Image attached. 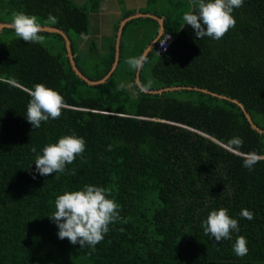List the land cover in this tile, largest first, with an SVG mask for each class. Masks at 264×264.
Returning <instances> with one entry per match:
<instances>
[{"label": "trees", "instance_id": "obj_1", "mask_svg": "<svg viewBox=\"0 0 264 264\" xmlns=\"http://www.w3.org/2000/svg\"><path fill=\"white\" fill-rule=\"evenodd\" d=\"M101 1L0 0V13L9 16L0 22L10 23L14 11H23L42 25L64 30L76 66L99 80L115 61L114 42L103 68L91 76L77 61L69 31L87 34L89 12ZM191 5L188 0L174 16L140 11L163 17V33L174 36L165 52L157 54L153 46L147 53L139 75L143 87L150 79L147 90L193 88L161 94L142 91L132 68L127 89L92 92L115 79L122 39L115 70L103 83L90 85L72 69L60 34L40 33L60 39L64 51L54 53L20 40L12 28L0 30V35H14L0 46V264H264V0H244L234 9L236 25L220 40H199L185 24L182 17ZM49 13L57 23L48 22ZM139 20L150 22L154 32L135 57L158 34L151 17L133 19L125 27ZM37 83L58 91L66 107L59 119L33 129L26 109ZM194 88L236 99L262 131L251 127L238 104ZM73 133L86 141L82 156L63 173L39 175L31 148L40 153L46 144ZM233 137L243 145L232 146ZM253 153L257 162L249 170L243 164ZM86 184L110 189V198L120 205V219L95 251L59 239L49 219L58 195ZM220 207L238 220L240 232L218 244L204 234L202 223ZM242 208L254 218L240 217ZM237 235L247 239L243 257L233 252Z\"/></svg>", "mask_w": 264, "mask_h": 264}, {"label": "clouds", "instance_id": "obj_2", "mask_svg": "<svg viewBox=\"0 0 264 264\" xmlns=\"http://www.w3.org/2000/svg\"><path fill=\"white\" fill-rule=\"evenodd\" d=\"M244 0H192L191 10L185 11L183 20L191 26L197 38L210 37L213 40L222 39L227 32L234 28L236 19L234 9L242 7ZM47 20L51 24L58 22L57 17L49 13ZM11 28L15 35L27 43L43 44L45 37L41 35L42 23L34 14L14 11L11 14ZM146 57H129L127 65L133 70H142ZM151 81L142 90H147ZM123 85L117 86V91ZM27 104L26 119L33 129L39 128L42 122L50 118L59 119L66 107L64 97L56 90L43 83L34 85L30 91ZM229 143L239 148L243 145L240 137H233ZM86 148L83 137L62 135L57 142L48 143L40 153L35 147L31 148L35 156V171L41 176L52 173H63L66 166L72 164L77 156H82ZM108 150H111L109 145ZM257 162L256 155L250 154L243 166L251 170ZM74 174V173H73ZM35 178V176L33 177ZM111 197V190L102 186L86 184L80 190L64 191L55 198V211L49 219L58 227V238L67 239L71 244H79L80 248L89 247L95 251L96 245L103 241L110 231V225L120 219V205ZM239 216L247 220L254 218V213L242 208ZM206 236L214 238L219 244L222 240H231L233 233H239V222L229 215L227 208L220 207L212 210L202 223ZM233 252L243 257L248 253L247 239L237 235L233 244Z\"/></svg>", "mask_w": 264, "mask_h": 264}, {"label": "rangeland", "instance_id": "obj_3", "mask_svg": "<svg viewBox=\"0 0 264 264\" xmlns=\"http://www.w3.org/2000/svg\"><path fill=\"white\" fill-rule=\"evenodd\" d=\"M74 1L77 4H83L86 0ZM187 1L188 0H102L97 10L89 13L90 23L87 34H76L69 31L74 49L78 55V63L85 72L91 76L95 75L103 68V59L109 54L110 45L114 42L115 26L117 23H120V18L123 17L126 11H148L162 16L163 14L165 15L171 12L174 16L178 10L183 8ZM135 13L137 14L139 12ZM8 17L9 16L0 13L1 19L6 20ZM157 17L155 19L159 28L161 23ZM93 19H96L97 22L94 23ZM152 32H154V27L150 22H146L145 20L129 23L127 27H125L123 33L121 62L115 79L100 88H96V90L92 92L106 94L116 89L118 85H123V87L127 89V86L131 85V81L129 82L127 78L131 68L127 65L126 60L129 57L136 56L139 49L145 45L146 39ZM161 34L162 33L158 34L156 38ZM13 36L14 35L9 33H2L0 35V46L7 40L13 38ZM44 37L45 41L43 45L50 48L52 52L57 53L59 51H64L61 50V41L58 37H52L50 35ZM66 54L69 62H71L68 50H66ZM145 73L149 75V69L146 68ZM134 81L136 82V77ZM130 89L133 90L132 88ZM130 93L135 96V92L130 91ZM178 97L184 98V95L179 94Z\"/></svg>", "mask_w": 264, "mask_h": 264}, {"label": "water", "instance_id": "obj_4", "mask_svg": "<svg viewBox=\"0 0 264 264\" xmlns=\"http://www.w3.org/2000/svg\"><path fill=\"white\" fill-rule=\"evenodd\" d=\"M140 17H151V18H156L157 16L153 15V14H143V13H138V14H133V15H130L129 17L125 18L121 24L119 25V29L117 31V43H116V51H115V61L113 63V66L110 70V72L105 75L102 79H99V80H91L89 79L87 76H85L80 70L79 68L76 66V63L74 61V58H73V53H72V49H71V42H70V38L68 37L67 33L62 30V29H59L57 27H54V26H50V25H42V31L41 32H51V33H58L60 34L63 38H64V41H65V48L66 50H68V53L70 55V63H71V66H72V69L75 71V73L82 79L84 80L85 82H87L88 84L90 85H98V84H101L103 83L110 75L111 73L115 70L117 64H118V59H119V53H120V40H121V35H122V32H123V29H124V26L127 22L133 20V19H136V18H140ZM157 19L160 21V26L158 28V34L160 33H163L165 31V27H164V24H163V21L164 19L163 18H160V17H157ZM11 28V23H4V22H0V30L3 29V28ZM157 34V35H158ZM160 37V35L157 37V38H154L147 46L146 48L142 51V54L141 55H144L146 57L147 53L151 50V48L155 45L157 39ZM67 55V54H66ZM116 64V65H115ZM140 70L139 71H136V83H137V86L142 90L144 87L143 85L141 84L140 82ZM182 89H193L192 87H182V86H169V87H165V88H160V89H153V90H142L146 93H163V92H166V91H174V90H182ZM195 90H198V91H201L203 93H207V94H210L214 97H218L220 99H227V100H230L236 104H238L240 106V108L242 109V111L244 112L247 120L249 121L250 125L252 128L256 129L257 131H262L251 119L249 113L245 110L244 106L239 102L237 101L236 99H232V98H229V97H226L222 94H218V93H215V92H210L209 90L207 89H204V88H194Z\"/></svg>", "mask_w": 264, "mask_h": 264}, {"label": "built area", "instance_id": "obj_5", "mask_svg": "<svg viewBox=\"0 0 264 264\" xmlns=\"http://www.w3.org/2000/svg\"><path fill=\"white\" fill-rule=\"evenodd\" d=\"M174 36L170 33H162L155 43V51L157 54L163 53L172 43Z\"/></svg>", "mask_w": 264, "mask_h": 264}, {"label": "crops", "instance_id": "obj_6", "mask_svg": "<svg viewBox=\"0 0 264 264\" xmlns=\"http://www.w3.org/2000/svg\"><path fill=\"white\" fill-rule=\"evenodd\" d=\"M135 12H139V13H142V12H140V11H135ZM133 13V14H136V13ZM90 13V12H89ZM133 14H131V15H133ZM138 14V13H137ZM143 14H151V13H143ZM154 15V14H153ZM130 16V15H129ZM129 16H127V17H129ZM127 17H125V18H127ZM125 18H120V23H118V28L115 30V33H114V46H115V51H116V43H117V31H118V29H119V25L121 24V22L125 19ZM146 18V17H145ZM154 19V18H153ZM164 19V18H163ZM156 20V19H155ZM93 22L94 23H96L97 22V20L96 19H93ZM89 23H90V21H89ZM127 24V23H126ZM126 24H125V26H126ZM163 24H164V22H163ZM125 26H124V28H125ZM89 31V30H88ZM123 32H124V29H123ZM123 32H122V35H121V39H122V36H123ZM88 33V32H87ZM68 35V34H67ZM68 37H69V35H68ZM63 38V37H62ZM71 42V41H70ZM120 44H121V40H120ZM72 49V48H71ZM120 54V53H119Z\"/></svg>", "mask_w": 264, "mask_h": 264}]
</instances>
